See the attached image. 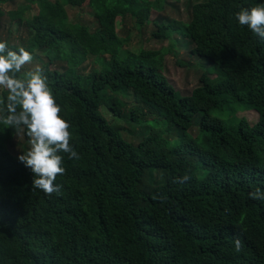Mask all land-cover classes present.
Returning a JSON list of instances; mask_svg holds the SVG:
<instances>
[{"label":"trees","instance_id":"1","mask_svg":"<svg viewBox=\"0 0 264 264\" xmlns=\"http://www.w3.org/2000/svg\"><path fill=\"white\" fill-rule=\"evenodd\" d=\"M25 1L5 13L14 2L0 0V30L7 16L28 31L22 48L33 61L44 50L41 67L80 158L60 153L62 191L47 196L6 149L18 135L29 142L27 129L0 123V264H264V200L249 197L264 192V40L235 18L264 0L190 1L187 22L154 23L152 40L169 48L137 53L123 50L115 20L130 16L140 30L169 0ZM33 4L37 13L25 18ZM84 4L93 31L66 15ZM174 34L202 68L184 96L161 71ZM231 101L251 105L258 122L212 115ZM129 120L141 126L138 137L123 131Z\"/></svg>","mask_w":264,"mask_h":264},{"label":"clouds","instance_id":"2","mask_svg":"<svg viewBox=\"0 0 264 264\" xmlns=\"http://www.w3.org/2000/svg\"><path fill=\"white\" fill-rule=\"evenodd\" d=\"M235 18L241 27H247L255 37L264 40V4L251 9L242 8ZM32 61V54L24 48L12 51L7 41L0 42V89L7 91L6 102L0 98V105L4 106L0 107V123L18 131L27 129L30 149L18 160L31 170L34 177L32 188L52 196L60 194L63 187L55 183L57 176L65 173L60 153L66 154L69 160L80 157L70 143V124L60 115L61 108L55 101L43 68L37 65L24 71ZM190 179L186 174L176 182L184 183ZM249 197L264 200V192L258 188L249 193ZM234 244L239 253L242 242L236 239Z\"/></svg>","mask_w":264,"mask_h":264},{"label":"rangeland","instance_id":"3","mask_svg":"<svg viewBox=\"0 0 264 264\" xmlns=\"http://www.w3.org/2000/svg\"><path fill=\"white\" fill-rule=\"evenodd\" d=\"M190 1L193 0H179L177 3L174 0H169L163 5L161 11L151 10L148 19L141 26L140 30L136 28L135 22L130 16L118 17L115 20V34L122 44L123 50L137 53L139 50H158L161 46L169 48L171 46L170 42L158 44L152 40L151 33L155 30L154 23L167 24L171 21L176 22L178 26V24L187 22L189 19L187 9L189 8ZM13 2L14 4L3 7L5 13L19 10L22 6H27L25 0H13ZM171 3L175 6H171ZM38 9V4L31 5L29 11L24 15L25 18L34 16ZM65 12L71 24L87 26L90 31H93L97 26V22L86 4L82 8L66 7ZM1 26L0 35L3 39L8 40L11 45L21 48L23 41L29 38L27 36L28 31L22 26L19 30H16L7 16L1 20ZM173 36L178 43L173 48L171 47V53L164 56L161 71L176 93L184 96L188 95L198 86V77L201 75L202 68L197 66L199 63L198 58L189 53L190 45L187 40L183 39L179 34H174ZM34 54L36 59H34L32 64L26 65L24 71L31 70L37 65L41 67L46 63L44 50L35 51ZM94 66L93 58H91L83 63L82 72L86 74L89 68ZM53 69L60 72L63 71V68L58 64L53 66ZM128 110H130L129 107H126L123 109V112L127 114ZM212 115L221 118L227 124H234L236 119H245L251 124H255L259 119V113L251 108V105L233 101L229 102L222 109L215 110ZM121 127L129 137H133V135L138 137L141 131V126L134 124L130 120L127 123H122ZM197 130V127H195L190 131L192 137L196 136ZM6 149L10 155L19 157L30 149V143L24 141L22 136L18 135L6 143Z\"/></svg>","mask_w":264,"mask_h":264}]
</instances>
